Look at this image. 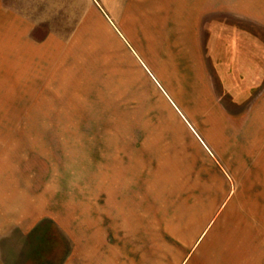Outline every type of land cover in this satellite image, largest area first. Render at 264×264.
I'll return each instance as SVG.
<instances>
[{
    "label": "rangeland",
    "instance_id": "1",
    "mask_svg": "<svg viewBox=\"0 0 264 264\" xmlns=\"http://www.w3.org/2000/svg\"><path fill=\"white\" fill-rule=\"evenodd\" d=\"M2 1L0 264H264V69L211 72L217 113L165 69L174 0ZM220 4L264 38V0Z\"/></svg>",
    "mask_w": 264,
    "mask_h": 264
},
{
    "label": "crops",
    "instance_id": "2",
    "mask_svg": "<svg viewBox=\"0 0 264 264\" xmlns=\"http://www.w3.org/2000/svg\"><path fill=\"white\" fill-rule=\"evenodd\" d=\"M174 1L175 6L170 8L172 13L168 12L166 14L168 18L162 26L164 30L161 29V37L165 39L162 51L166 56L163 61L167 65L165 69L175 72L174 77L177 80H182L181 87L184 90H177L176 94L188 93L206 97L205 102L200 99L199 103L207 104L210 111L217 112L220 109L216 97L218 93L216 90L217 83L214 82L211 72H214L217 78L223 80L220 86L224 89L232 88L231 92H224L249 94L248 85L239 82L241 80L240 76L244 71L257 72L264 69V43L262 41L264 38L260 32L256 31V35H254V33L251 34L252 32L240 29L236 24L232 25L236 20H241L242 16H247L249 12L244 7H237L236 10H232L229 6L225 7L221 4L219 9H216L214 0ZM2 2L0 0V16L3 17V15H7V10L5 7L3 8L6 4L3 5ZM159 4L161 5V3ZM150 6L154 10L150 13L158 11L154 3H151ZM164 6L166 4L161 6V9L159 7L162 14L166 12H162ZM260 11L262 10L260 9ZM260 11L256 10L255 20H259L257 15L260 14ZM216 14L220 16L219 20H215V17L218 16ZM255 27L261 31L262 25L256 24ZM208 30H211V32L209 31L211 33L209 46L204 42ZM219 42L221 46L218 44ZM176 85L179 86V82ZM223 121H228V119ZM248 121L251 125L253 120L234 122L235 124L238 123L236 125H244ZM190 128L196 134L199 143H201L200 146L209 153L213 152L214 148L208 139L209 137L205 136L200 130L196 131L198 125L190 123ZM259 133H261V130H259ZM183 217L181 224L177 225L178 227L182 226V228L179 227L180 229L177 228L173 232L176 238L179 239L191 237L194 231L193 224L196 227L198 226L196 222L199 221V218L196 219V213L191 210L185 212ZM72 248L74 249V247ZM72 255L73 253L68 254L65 264L68 263ZM17 258L18 254L12 260L7 259L6 262L7 264H16L18 263ZM78 262L83 264L82 258Z\"/></svg>",
    "mask_w": 264,
    "mask_h": 264
}]
</instances>
